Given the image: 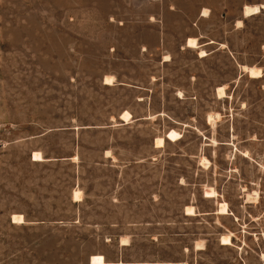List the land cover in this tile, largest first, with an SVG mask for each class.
Returning <instances> with one entry per match:
<instances>
[{
    "label": "rangeland",
    "instance_id": "1",
    "mask_svg": "<svg viewBox=\"0 0 264 264\" xmlns=\"http://www.w3.org/2000/svg\"><path fill=\"white\" fill-rule=\"evenodd\" d=\"M252 4L0 0V264H264Z\"/></svg>",
    "mask_w": 264,
    "mask_h": 264
},
{
    "label": "bare ground",
    "instance_id": "2",
    "mask_svg": "<svg viewBox=\"0 0 264 264\" xmlns=\"http://www.w3.org/2000/svg\"><path fill=\"white\" fill-rule=\"evenodd\" d=\"M263 8H264V4L245 5V11L244 12H245L246 16L255 15V14L260 13ZM204 13H206V11H204ZM242 23L243 22L241 20H239V24L242 25ZM206 54L207 53L205 51H202L200 56H205ZM244 67H245V69H247V66H244ZM219 92H220V94H225V87L220 86ZM210 118H212V117H210ZM223 208H224V206H223ZM14 219L16 221L24 220V218L21 214L20 215L15 214ZM92 263L93 264H105L106 260H105V257L103 255L98 254V255L93 256Z\"/></svg>",
    "mask_w": 264,
    "mask_h": 264
},
{
    "label": "crops",
    "instance_id": "3",
    "mask_svg": "<svg viewBox=\"0 0 264 264\" xmlns=\"http://www.w3.org/2000/svg\"><path fill=\"white\" fill-rule=\"evenodd\" d=\"M253 5V4H252ZM246 17V16H245ZM190 37H188V39H189ZM195 38H197L198 39V43H199V40H200V38H198V37H195ZM188 39H187V41H188ZM187 41H186V46H187ZM200 44V43H199ZM188 47V46H187Z\"/></svg>",
    "mask_w": 264,
    "mask_h": 264
}]
</instances>
